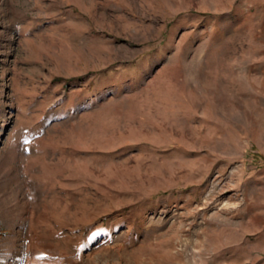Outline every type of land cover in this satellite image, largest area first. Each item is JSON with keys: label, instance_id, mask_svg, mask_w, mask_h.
<instances>
[{"label": "rangeland", "instance_id": "374dc122", "mask_svg": "<svg viewBox=\"0 0 264 264\" xmlns=\"http://www.w3.org/2000/svg\"><path fill=\"white\" fill-rule=\"evenodd\" d=\"M0 264H264V0H0Z\"/></svg>", "mask_w": 264, "mask_h": 264}]
</instances>
